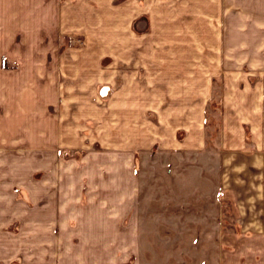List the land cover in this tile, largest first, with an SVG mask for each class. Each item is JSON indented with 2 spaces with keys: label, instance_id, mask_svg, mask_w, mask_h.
Listing matches in <instances>:
<instances>
[{
  "label": "rangeland",
  "instance_id": "1",
  "mask_svg": "<svg viewBox=\"0 0 264 264\" xmlns=\"http://www.w3.org/2000/svg\"><path fill=\"white\" fill-rule=\"evenodd\" d=\"M140 20L146 29L152 25L147 17ZM92 35L63 38L84 45V63L78 78L76 66H56L61 78L48 81L56 97L49 96L47 81L21 87L20 81L0 78V264H264V220H249L252 177H236L232 167L222 176L220 162L201 150L179 161L175 174L163 165L156 171L153 161L154 171L143 180L152 197L143 211L147 220H104L99 207L106 198L96 192L100 185L93 183L87 155L126 151L125 138L135 132L130 126H139L141 114L138 102L129 107L137 111L125 112L119 92L130 84L139 88L140 82H131L129 71L109 81L111 58L105 47L95 59ZM99 37L107 45V32ZM13 66L18 65L5 61L0 71ZM218 108L207 112L209 148H217ZM164 116L171 122L181 117L162 111ZM133 152L139 174L140 153ZM104 178L115 182L109 173ZM243 185L249 190L238 189ZM237 204L249 211L248 220H241Z\"/></svg>",
  "mask_w": 264,
  "mask_h": 264
},
{
  "label": "crops",
  "instance_id": "2",
  "mask_svg": "<svg viewBox=\"0 0 264 264\" xmlns=\"http://www.w3.org/2000/svg\"><path fill=\"white\" fill-rule=\"evenodd\" d=\"M145 17L149 29L139 24ZM104 31L105 46L99 37ZM85 33L96 34L90 43L95 59L100 48L108 50L109 81L129 71L130 81L140 82L139 88L130 84L119 92L124 111H135L129 107L138 102L141 114L139 126L131 124L135 132L125 138L126 151L87 155L93 183L100 185L96 192L106 198L99 207L104 220H147L143 211L152 197L143 180L153 165L175 174L179 161L198 150L220 162L222 176L230 167L236 177L250 174L249 220H264V0H0V65H18L0 71V78L20 81L21 87L30 80L52 82L61 78L55 68L62 64L76 66L78 78L84 45L63 38ZM218 106L217 148H209L207 112ZM162 111L181 117L171 122ZM133 150L140 153L139 174ZM108 173L114 184L105 180ZM238 206L241 220H248L249 211Z\"/></svg>",
  "mask_w": 264,
  "mask_h": 264
}]
</instances>
